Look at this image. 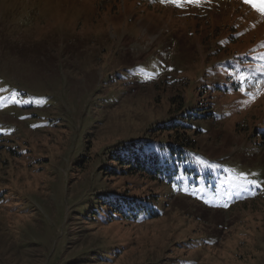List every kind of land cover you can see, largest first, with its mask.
<instances>
[{
  "label": "rangeland",
  "instance_id": "rangeland-1",
  "mask_svg": "<svg viewBox=\"0 0 264 264\" xmlns=\"http://www.w3.org/2000/svg\"><path fill=\"white\" fill-rule=\"evenodd\" d=\"M263 39L244 0H0V264H264ZM242 51L262 59L251 95L213 94ZM197 104L215 112L187 133L198 182L102 169ZM124 188L157 193L161 216L111 219L94 198Z\"/></svg>",
  "mask_w": 264,
  "mask_h": 264
},
{
  "label": "trees",
  "instance_id": "trees-1",
  "mask_svg": "<svg viewBox=\"0 0 264 264\" xmlns=\"http://www.w3.org/2000/svg\"><path fill=\"white\" fill-rule=\"evenodd\" d=\"M261 43L262 40L260 39L258 44L252 47V50L255 51ZM235 58L238 59L236 63L231 61ZM261 60L253 53L249 54V51H242L241 55H238V52L233 53L231 58L225 60L228 61L225 65H223L225 61L222 63L217 62L214 66H223L213 70V78L218 79L213 84V94L237 92L241 86L246 89V92H239L247 93L251 88L247 85L251 81L250 67L253 63H258ZM214 71H216V74H214ZM245 72L248 73L246 77L242 76ZM203 89L210 90L212 86L204 85ZM174 114L177 116L176 118L153 127V138L151 140L143 138L131 141L130 146L127 148H125L126 145L123 142L118 143L115 147L122 145V149L111 150V152L116 151V154L111 156L110 163L102 169L108 175L114 177L135 176L138 177L136 179L146 178L157 183L166 184H180L182 179H177V177L182 175L186 177L191 175V179L196 182L202 179V173L194 172L193 168L183 164L188 159V153L192 148V139L187 133L192 131L193 134H197L191 123L214 115V108L210 105L203 108L197 104V107L190 106L189 111H187L179 105ZM261 125L256 127L254 137L264 141V122ZM163 133H166L165 140L160 137V134ZM94 199L98 203L107 202L106 211L109 212L111 219L143 222L161 216V211L158 208L159 195L154 192L136 193V189L124 188L122 192L114 196L95 197ZM100 210H103V208ZM91 212L97 214L98 210L92 207L86 215Z\"/></svg>",
  "mask_w": 264,
  "mask_h": 264
},
{
  "label": "snow or ice",
  "instance_id": "snow-or-ice-1",
  "mask_svg": "<svg viewBox=\"0 0 264 264\" xmlns=\"http://www.w3.org/2000/svg\"><path fill=\"white\" fill-rule=\"evenodd\" d=\"M161 2H164V0H161ZM171 2L173 4H176L177 6H182L185 2L189 3V4H199L200 0H171ZM245 3L247 4H251L253 8H255V10L259 13H261L262 15H264V2H261V3H257L256 0H244ZM170 70V69H169ZM151 78V77H149ZM241 79H243L241 77ZM239 91L241 92H246V89L241 86L239 88ZM246 94H249L251 95V93H246ZM198 163H200L202 166L204 167H210V165H207L204 161H197ZM243 175V173H242ZM177 179H186V176H178ZM257 181L255 180H247L245 179V183L240 185V187H246L247 184H256ZM224 207H228L229 205L228 204H224L223 205Z\"/></svg>",
  "mask_w": 264,
  "mask_h": 264
}]
</instances>
